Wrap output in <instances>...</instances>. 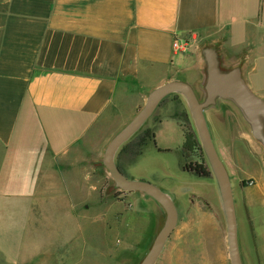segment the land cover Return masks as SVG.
<instances>
[{"label":"crops","instance_id":"crops-1","mask_svg":"<svg viewBox=\"0 0 264 264\" xmlns=\"http://www.w3.org/2000/svg\"><path fill=\"white\" fill-rule=\"evenodd\" d=\"M209 55L222 73L238 69L264 102L254 93L264 72V0H0V264H67L75 238L96 224L94 256L114 263L136 218L123 233L115 224L103 184L107 140L98 134L167 82L207 97ZM217 100L232 101L216 97L213 108ZM164 118L161 109L153 132ZM255 179L243 198L249 221L253 196L264 200V170ZM251 226L248 240L238 237L242 263L264 264ZM225 240L212 264H231Z\"/></svg>","mask_w":264,"mask_h":264},{"label":"rangeland","instance_id":"rangeland-1","mask_svg":"<svg viewBox=\"0 0 264 264\" xmlns=\"http://www.w3.org/2000/svg\"><path fill=\"white\" fill-rule=\"evenodd\" d=\"M219 69L226 72L230 67L226 68L220 63ZM256 76L259 77L257 82L261 91L254 93L264 100V72L259 68ZM196 94L201 102H205L204 91H197ZM217 102V108L212 105L204 108V116L212 142L230 178L239 241L250 238L253 225L259 233L260 242L264 243V200L253 196L256 204L248 211L251 222L243 205L244 195L256 185L255 178L264 170L263 131H260L261 138L256 137L252 123L232 101ZM161 109L168 118L162 119L154 128L153 141H147L138 149L139 139L146 131H152ZM135 114L127 108L111 115L99 137H104L108 144ZM261 122L264 123V116H261ZM186 133L193 134L197 143L189 151L181 152ZM114 161L128 180L156 186L176 206L177 224L154 264H212L211 261L218 257L221 249L224 250L221 241L227 235L226 220L215 174L198 138L184 96L180 93L166 96L142 126L118 148ZM183 164L199 167L202 171L186 172L182 169ZM103 184L107 199L114 203V217L118 218L115 224L121 227L122 233L125 222L129 218H136L135 236L131 235L130 247L127 246L119 256H115L114 263L101 258L102 254L94 256V246H102L96 236L102 226L96 224L91 227L95 228L96 233L90 231L82 240L75 238L72 255L65 259V263L92 264L95 258H99L100 264H140L163 227L166 214L149 196L118 189L105 168ZM144 198L149 200L146 202ZM134 211L135 216L132 214ZM92 214L90 212L89 216ZM225 253L228 255L226 240ZM39 261L56 263L50 258Z\"/></svg>","mask_w":264,"mask_h":264},{"label":"water","instance_id":"water-1","mask_svg":"<svg viewBox=\"0 0 264 264\" xmlns=\"http://www.w3.org/2000/svg\"><path fill=\"white\" fill-rule=\"evenodd\" d=\"M207 97L200 103L193 89L185 82H167L154 89L145 105L107 144L103 155V166L123 192H141L154 199L164 210L166 220L156 235L151 248L140 264H154L163 246L177 224V209L173 201L156 186L144 182L128 180L115 164L114 157L118 148L126 142L152 115L158 104L169 94L180 93L184 96L191 117L208 161L217 180L222 207L226 220L227 247L231 264H243L238 246L237 220L232 187L228 172L222 163L209 134L203 109L214 103L216 97L232 100L252 123L254 135L258 138L262 127L260 117L264 116V102L257 98L247 87L238 69L222 73L212 55L208 58V78L205 85Z\"/></svg>","mask_w":264,"mask_h":264},{"label":"trees","instance_id":"trees-1","mask_svg":"<svg viewBox=\"0 0 264 264\" xmlns=\"http://www.w3.org/2000/svg\"><path fill=\"white\" fill-rule=\"evenodd\" d=\"M153 139H154V132H153V130L152 131H146V133L144 134V136H142L139 139V141H138V144H137L138 149L141 148V146H143L147 141H149V140L151 141ZM196 143H197V141L195 140L194 135L193 134L186 133L185 136H184V144H183V147H182L181 152H183L184 150H188L189 151L190 149H192L194 147V145ZM182 169L184 171H186V172H196V173H198V172H201L202 171V170L200 171L201 168H199V167L197 169L195 166L194 167H191V166H187L186 164H183Z\"/></svg>","mask_w":264,"mask_h":264},{"label":"built area","instance_id":"built-area-1","mask_svg":"<svg viewBox=\"0 0 264 264\" xmlns=\"http://www.w3.org/2000/svg\"><path fill=\"white\" fill-rule=\"evenodd\" d=\"M174 48L178 49L180 48V45L177 42H174Z\"/></svg>","mask_w":264,"mask_h":264}]
</instances>
